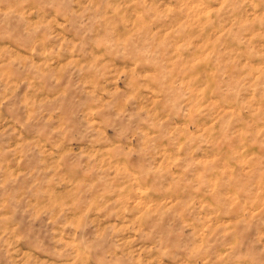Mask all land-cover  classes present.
<instances>
[{"label": "rangeland", "instance_id": "374dc122", "mask_svg": "<svg viewBox=\"0 0 264 264\" xmlns=\"http://www.w3.org/2000/svg\"><path fill=\"white\" fill-rule=\"evenodd\" d=\"M0 264H264V0H0Z\"/></svg>", "mask_w": 264, "mask_h": 264}]
</instances>
